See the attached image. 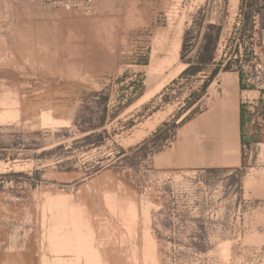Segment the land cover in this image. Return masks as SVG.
Masks as SVG:
<instances>
[{
  "label": "rangeland",
  "instance_id": "rangeland-1",
  "mask_svg": "<svg viewBox=\"0 0 264 264\" xmlns=\"http://www.w3.org/2000/svg\"><path fill=\"white\" fill-rule=\"evenodd\" d=\"M0 264H264V0H0Z\"/></svg>",
  "mask_w": 264,
  "mask_h": 264
},
{
  "label": "built area",
  "instance_id": "built-area-1",
  "mask_svg": "<svg viewBox=\"0 0 264 264\" xmlns=\"http://www.w3.org/2000/svg\"><path fill=\"white\" fill-rule=\"evenodd\" d=\"M32 5L41 8L61 9L65 11H80L84 14L94 12L97 0H26Z\"/></svg>",
  "mask_w": 264,
  "mask_h": 264
},
{
  "label": "crops",
  "instance_id": "crops-1",
  "mask_svg": "<svg viewBox=\"0 0 264 264\" xmlns=\"http://www.w3.org/2000/svg\"><path fill=\"white\" fill-rule=\"evenodd\" d=\"M243 82L244 81L241 78V75H238V88H239V91H248L246 89L243 90V86H242ZM242 103H245V102L242 101ZM242 103L240 102V104H239V112H238V126H239L240 129L242 128V124L245 121V118H246L245 108H247V106H243Z\"/></svg>",
  "mask_w": 264,
  "mask_h": 264
},
{
  "label": "bare ground",
  "instance_id": "bare-ground-1",
  "mask_svg": "<svg viewBox=\"0 0 264 264\" xmlns=\"http://www.w3.org/2000/svg\"><path fill=\"white\" fill-rule=\"evenodd\" d=\"M236 2H238V1H236ZM175 16H177V15L175 14ZM170 18H171V17H170ZM170 18H169V19H170ZM178 18H179V16H178ZM169 24H170V23H169ZM175 24H176V23H175ZM180 27H181V25H180ZM177 28H178V27H177ZM176 32H177V31H176ZM176 35L178 36V34H176ZM176 35H175V38H177V40H179L178 37H176ZM156 36H157V35H156ZM179 36H181V35H179ZM161 37H162V36H160V39H161ZM163 37H164V35H163ZM181 37H182V36H181ZM165 38H166V36H165ZM175 38H174V40H175ZM163 39H164V38H163ZM156 40H157V39H156ZM159 41H160V40H159ZM164 41H165V40H164ZM180 42H181V39H180L179 43H177L178 46L176 45L177 48L180 47ZM157 43H158V42H157ZM155 44H156V43H155ZM175 44H176V43H175ZM156 45H157V44H156ZM171 45H172V44H171ZM172 46H173V45H172ZM181 46H182V45H181ZM176 47H175V50L177 49ZM173 49H174V47H173ZM167 50H168V49H167ZM176 51H177V50H176ZM168 53L171 54V52H168ZM174 54H176V53H174ZM174 54H172V55H174ZM168 55H169V54H168ZM150 56H151V55H150ZM152 56H153V55H152ZM173 57H174V56H173ZM176 57H178V56L176 55ZM172 59H173V58H172ZM169 60H170V59H169ZM172 61H173V60H172ZM179 64H180V63H179ZM179 64H178V65H179ZM157 65H158V64H157ZM159 67H160V66H159ZM163 68H164V67H163ZM174 68H175V67H174ZM152 69H153V68H152ZM152 69H151V70H152ZM167 69H168V68H167ZM176 69H177V68H176ZM159 73H160V72H159ZM168 76H169V75H168ZM165 77H166V76H165ZM151 129H153V128H151Z\"/></svg>",
  "mask_w": 264,
  "mask_h": 264
},
{
  "label": "trees",
  "instance_id": "trees-1",
  "mask_svg": "<svg viewBox=\"0 0 264 264\" xmlns=\"http://www.w3.org/2000/svg\"><path fill=\"white\" fill-rule=\"evenodd\" d=\"M211 55H212V54H211V52H210L209 57H211ZM216 73H217V69L214 71L213 75L215 76Z\"/></svg>",
  "mask_w": 264,
  "mask_h": 264
}]
</instances>
